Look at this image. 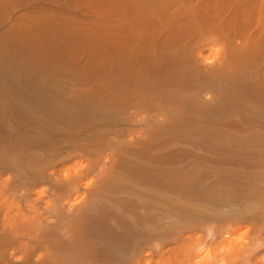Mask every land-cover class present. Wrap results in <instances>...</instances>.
Masks as SVG:
<instances>
[{
    "label": "bare ground",
    "instance_id": "1",
    "mask_svg": "<svg viewBox=\"0 0 264 264\" xmlns=\"http://www.w3.org/2000/svg\"><path fill=\"white\" fill-rule=\"evenodd\" d=\"M0 264H264V0H0Z\"/></svg>",
    "mask_w": 264,
    "mask_h": 264
}]
</instances>
